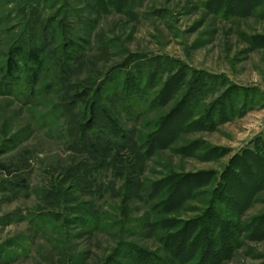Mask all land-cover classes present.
<instances>
[{"label":"rangeland","instance_id":"374dc122","mask_svg":"<svg viewBox=\"0 0 264 264\" xmlns=\"http://www.w3.org/2000/svg\"><path fill=\"white\" fill-rule=\"evenodd\" d=\"M235 1L230 12L217 10L220 0H124L122 11L98 12L93 0H0V50L15 40H27L29 29L36 32L52 15L64 16L69 37L87 40L80 57L69 61V94L79 92L82 83L101 80L125 61L158 62L163 68L149 96L170 76L184 74L181 88L162 105L149 106L135 97L129 108L116 98L104 103L136 145L138 136L153 130L196 77L208 81L193 118L202 104L209 105L229 89L236 90L232 99L238 109L212 129H188L144 156L136 176L142 186L136 188L125 185L115 158L119 153L126 166L133 153L112 146L99 164V158L92 160L76 144L73 119L51 111L61 93L56 92L58 85L46 90L36 84H15L10 90L0 86V264H136L118 251L124 243L167 257L159 240L166 229L150 226L158 216L152 205L162 196L151 192L152 184L169 175L202 171L210 172L212 181L164 215L180 226L214 203L225 222L242 226L231 251L217 264H264V232L258 228V218L264 215V182L240 213L217 202L215 192L235 154L252 147L256 137L264 138V0ZM48 24L57 31L55 23ZM54 40L51 46L58 37ZM49 74L54 76L56 69ZM45 75L42 72L40 79ZM247 96L260 103L243 107ZM77 111L76 106L71 113ZM96 132L91 129L87 139L100 136ZM84 160L91 166L89 172L79 167L67 174L69 164ZM51 185L65 192L57 204L46 194ZM88 207L97 211L96 223L85 215ZM216 248L213 245L212 251ZM198 256L184 264H202Z\"/></svg>","mask_w":264,"mask_h":264},{"label":"trees","instance_id":"16d2710c","mask_svg":"<svg viewBox=\"0 0 264 264\" xmlns=\"http://www.w3.org/2000/svg\"><path fill=\"white\" fill-rule=\"evenodd\" d=\"M93 1L98 6V12L122 11L126 8L124 0ZM220 1L221 4L217 8L218 11L222 7L226 8L222 9L225 10L224 12L232 11V1L235 0L231 2ZM64 21V16L58 19L56 15H52L47 18L42 27L38 26L36 32L29 29L30 36L27 40H15L8 44L5 49L1 47L0 86L7 87L10 90L13 87L12 85L15 84H19V86L22 84L23 87L36 84L42 90H46L48 87L58 85L59 88L56 89V92L61 93L58 104H55L51 111L60 110L59 114H65L68 119H73L71 130H73L76 144L85 153L90 154L92 160L95 161L96 158H99V164H101L105 160V151L109 147L112 148V146L113 148L116 146L119 149H128L133 153L132 160H134H130L126 166H123L124 162L119 153L115 156L116 162H119L116 169L119 167L122 170L120 174H122L125 185L135 186L136 188H139L140 185L142 186L136 177L138 174V163L142 161L144 156L151 154L155 149L167 145L181 132L192 128L210 130L217 123L229 120L237 114L238 109L235 105L237 101L232 99L236 94V90L229 89L224 91L209 105L202 104L201 106L203 107L198 112L197 117L193 118L194 109L197 103L199 104L198 96L204 93V82L208 81L201 77H196V83L190 84L187 92L182 95L177 104L168 113L159 117L153 130L148 132L147 135L141 133L138 136L140 141L136 145L132 136L119 124V120L109 112L108 106H105L104 103L113 101L112 99L116 98L123 105L122 107L129 108V106H132L129 101L135 97V99H145L149 106L162 105L171 97L173 92L181 88L180 82L184 74L176 73L170 76L157 92H153V96H149L147 95L148 91L151 90L152 86L156 85L157 75L160 74L163 68L161 69L158 62L140 63V61H132L128 64L125 61L106 72L101 80L95 83L94 81L82 83L79 92L69 94L68 87L72 85L68 81L69 61L80 57L81 50L87 40L85 42L84 38L80 40L79 38L72 39L69 37L65 29L67 23ZM46 22L55 23L58 26L57 31L51 29L52 27L49 28V24ZM24 26L27 28L28 23ZM57 37V44L51 46V43ZM52 67L56 69L54 76L49 74V69L51 70ZM42 72L46 73V75L41 80ZM209 83L214 85L215 82ZM209 83H206L207 86ZM199 84L202 86L200 87ZM19 91L23 92L24 90L19 89ZM32 93H34L33 90ZM254 103H260V99L258 98L251 102V99L248 100L247 96L243 107L246 105L251 107ZM76 106L79 111L76 114H72L71 111ZM51 115L52 113L49 116H45L44 119H48ZM93 128L97 129L96 133L100 134V136H95L94 139H87L88 135H91L89 132ZM101 135H103L105 140L103 142L100 141L103 138ZM118 139H120L119 143L115 141ZM79 167L85 172H89L91 169V166L84 160L69 164L66 172L67 174H74L79 170ZM123 172H126V174ZM210 175V172L204 171L183 175H169L152 184L151 192L154 195L160 194L162 196L152 205L155 214H158V216L154 217L153 222H150V226L152 228H162L163 231L166 229L159 240L170 255L160 257L132 243L122 244L118 251L124 253L125 257L130 260H134L136 264H184V262L196 257V253L199 255L198 261H203L202 264H217L231 251L236 241L235 233L239 232L242 226L239 224L230 225L231 223L225 222L222 211L218 210L214 203L210 204L199 217L187 222H181L180 226H174L178 222L164 215L192 198L197 193L198 188L208 185L212 181V175ZM263 182L264 138L258 136L253 140L252 147H247L240 153L235 154L228 167L221 174L220 187L215 191L216 201L230 205L231 208L233 207L232 209L240 213L247 208L252 195ZM46 194L47 197L53 199V203L57 204L62 195H65V192L61 187L51 185V188L46 190ZM84 211H86L85 215L96 223L97 211L91 210L89 207L88 210ZM258 219V228L261 231L260 233H263L264 215ZM227 230L229 231L225 233ZM213 245L217 247L215 250L213 249L214 251H212ZM114 255L116 259L119 253L117 254L116 252ZM112 263L120 264L116 260L115 262L110 260V264Z\"/></svg>","mask_w":264,"mask_h":264}]
</instances>
